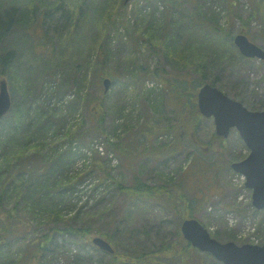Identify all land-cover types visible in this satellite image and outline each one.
Returning <instances> with one entry per match:
<instances>
[{"label":"rangeland","instance_id":"374dc122","mask_svg":"<svg viewBox=\"0 0 264 264\" xmlns=\"http://www.w3.org/2000/svg\"><path fill=\"white\" fill-rule=\"evenodd\" d=\"M10 1L16 2L18 7H24L25 0H0L2 3L0 23L5 22L2 12L4 4ZM38 1L40 5L37 3L36 10L40 6V14L31 12L28 14L29 19L16 17V21L5 23L13 33L11 38L10 35L7 36L9 38L7 42L19 48L21 53L17 51V58L23 62L30 57L28 49L31 50L32 44L35 49L45 50L42 42L43 46L37 47V43L47 33L57 51L56 55L58 56L59 49L63 48L60 53L64 52L69 64L72 63L68 72L75 74L74 79L63 82L65 77L72 78L73 75L67 76L65 69L62 70L60 67L54 68L55 72L45 76L44 79L45 87H51L50 90L48 89L50 93L56 91L52 98L50 97V105L63 108V113L67 116L65 129H71L75 134L72 140L61 136L54 141L62 142V148L70 146L77 152L73 170L83 169L79 172V176H85L74 193L72 200L74 207L66 206L63 215L55 223L59 229L67 224L74 225L75 228H84L81 231L83 235L74 237L67 232L57 235L56 243L51 246L52 251H50L51 258H54L52 264H68V256L77 253L86 259L87 264H113L110 262L111 253L93 244L92 239L97 236L107 240L113 252L131 251L140 244L153 248L161 242L170 243L176 240V226L181 217L186 213L189 214L190 210L183 208L179 211L169 208L164 203V198L159 197V201L154 199L157 196L155 193L151 195L142 193L140 197L131 198L126 188L135 184L136 176L148 185L157 184L165 179H169L171 185L182 182L191 194L195 193L193 196L200 202L193 218L197 219L214 239L220 242L233 241L236 244L264 242V208L256 209L252 206L251 191L244 186V177L230 167L231 162L245 158L249 149L235 128H231L226 138L219 137L222 147L214 148L211 143V140H214L212 135L215 133L212 118L201 115L202 118L198 120L197 125L186 120L187 127H185L186 118L178 121V118H174L175 115L167 112L168 106H164L161 101V99L165 101L169 96L166 82H179L178 78L183 76L184 71L189 72L186 75L189 81L191 78L197 79L199 74L186 59L181 61L179 66L171 62L170 56L164 61L159 46L163 37L159 35L161 33L159 26L163 22L164 12L168 10L166 14H170L183 25L190 19L199 21L195 9L199 6L200 10L211 18L209 22L219 27L218 31L215 30L217 40L207 34L203 42L213 48L222 45L221 50L217 51L218 56L212 57L215 62L210 65H214H208L206 68L208 75H216L221 90L241 101L247 108L261 107L264 105V62L257 58L244 57L234 43L235 49L227 50L223 46L227 43L221 41V37H224L222 31H225L229 37H234L239 32L241 23L234 17V13L246 18L250 13H254L248 27L244 26L245 35L264 48V0H200L197 4H190L188 0L128 2L115 0L116 3L112 7L109 5L108 9H105L107 17L104 19L99 18L92 11V8L103 6L100 0H89L88 6L83 4V0L55 1L56 5L66 1L62 5L64 13L67 14L66 19L61 11L48 10L52 9L53 4L51 5L50 2L53 3V0ZM101 11L104 9L101 8ZM23 28L28 32L32 31V35L22 34ZM17 34H20L19 37L13 40V36ZM191 38L196 43L193 34ZM230 52H234V56H230ZM134 58H137L139 63L148 65L149 69H156L158 65L164 66V75L162 73L160 77H155V74L145 76L141 73L138 77L133 76L131 72L134 68L131 60ZM96 59L106 61L104 68L96 63ZM38 63L43 64L40 57L37 59ZM10 71L12 72L13 68L7 72ZM104 71L116 75L117 78L120 77L118 82L111 83L105 93L107 96L104 128L109 140L113 141L116 137L124 135L131 137L129 150L133 152L132 148L137 146L139 140L135 131L142 130L145 137L150 136L153 128L162 130L163 125L166 124L165 119L169 117L171 125H175L174 129L168 134L159 131L157 137L165 142L173 139L180 142L173 157L165 162L159 155L151 159L143 158L144 160L140 161H124L117 152L108 148L106 134L88 131L92 125L89 114L93 109V99L103 89ZM22 74L27 76L25 70H22ZM2 78L8 83L12 102L28 94V91L22 87L21 81L25 79L19 80L16 77L14 81L19 80V82L10 86L8 75L5 73L0 75V79ZM34 83L33 88L36 84ZM199 88L194 91V99L190 83H187L186 89L182 88L183 92L191 96L192 103H196V108V94ZM71 101H75L76 107L69 109ZM172 101L174 102L175 99ZM162 111L167 114L161 116ZM96 155L103 156L112 177V180L105 181L97 187L99 181L97 173L89 172L90 169L84 167L86 165L90 168ZM202 191L204 193L200 194ZM173 200L177 201L178 205H183L178 199L173 198ZM47 222L42 219L40 225L36 226L31 221L29 232L12 241L10 257L13 260L20 259L27 244L47 230V224H51ZM115 226L120 233V241L117 244L97 233V230L103 231L105 227ZM195 249L202 255L203 264H222L208 252ZM115 264L133 263L119 260Z\"/></svg>","mask_w":264,"mask_h":264},{"label":"trees","instance_id":"16d2710c","mask_svg":"<svg viewBox=\"0 0 264 264\" xmlns=\"http://www.w3.org/2000/svg\"><path fill=\"white\" fill-rule=\"evenodd\" d=\"M55 1L57 0H53V3L50 2L54 7L52 6V9L48 10L61 11L62 16H65L64 18L66 19L67 14L64 13V7H62L66 1L63 3L59 2L57 5ZM88 1L83 0V4L88 6ZM188 1L190 4L200 2V0ZM99 2L103 6L92 8V11L99 18L104 19V17H107L105 9H108L109 5L112 7L116 1L100 0ZM37 3L40 5L38 0H25L23 3L24 7H18L16 2H7L2 9L5 22L2 21L0 23V75L4 73L8 75L10 86H13L16 82L18 83L21 79H25V81H21L22 87L28 91L27 95L25 94L21 97L22 99L12 102L10 111L0 120V264L5 262L10 264H52L54 258H51L50 251H52L51 246L56 243L57 235L67 232L74 237H81L83 235L81 231L84 229L81 227L75 228L74 225L70 224L59 229L55 225L61 215H63V209L66 206L74 207L72 202L74 193L77 191L78 185L84 181L85 176H79V172L83 169H79L80 171L73 170L77 152L72 150L70 146L62 148V142L54 141L61 136L72 140L75 138V134L71 132V129H65L67 116L64 115L63 108L50 105L49 101L56 91L54 90L50 93L51 87H45L46 80L44 79L45 76L55 72L54 68L58 67L62 70L65 69V74L68 76L70 73L68 70L71 68L72 63L69 64L68 59L64 57V52L60 53L63 48H60L59 55H56L57 51L54 49L47 33L37 43V47L44 44L45 50L35 49L34 44H32L31 50L28 49L30 57L23 62H20V59L17 58L19 48L14 45L11 46L7 42L13 33L10 32L12 29L5 23L16 21V17L20 19L28 18V16L30 17L28 14H31V12L40 14V6L36 10ZM101 8L104 11H101ZM195 9L198 15L196 18L199 20L197 22L190 19L183 25L179 24L170 14H166L167 10L164 12L163 22L159 26L161 30L159 35H163L159 42L163 60L167 61L166 57L170 56L171 62L179 66L181 61L186 59L192 63L195 71L199 74L197 79L191 78V81H189L186 77L189 72L183 70V76L178 78L179 82H166L169 96L165 101L161 99L162 104L168 106L167 112L175 115L174 118H178V121L186 118L185 127H187L186 120L197 125L198 120L202 117L197 111L196 103H192L191 96L183 92L182 88L186 89L187 83H190L192 85L193 99L195 96L194 91L206 82L221 89L217 84V76L208 75L206 68L210 63L215 62L213 58L218 56L217 51L221 50L222 45H217L213 48L203 42L207 34L212 39L217 40L215 30L218 31L219 27L209 22L211 18L208 17L206 12H202L199 6H196ZM253 16L254 13H250L247 18L234 13V17L238 18L241 23L239 32L245 33L246 28L244 26L248 27ZM20 19L18 22H20ZM222 32H224V37H221V41L227 43V45H223L224 48L226 47L227 50L235 49L232 41L233 36L229 37L225 31ZM22 34L31 36L32 31L29 30L28 32L26 28H23ZM192 34L196 43L191 38ZM8 35H10L9 38H7ZM19 35L13 36L12 39L16 40ZM232 55L234 56V52H230V56ZM38 57L41 58L43 64L40 65V62L37 64ZM54 57L58 58L54 59ZM106 57H108V53H106ZM96 63L104 68L106 61L96 59ZM131 65L134 68L131 73L133 76L136 75V77L141 73L145 76L155 74V77H160L165 72L164 66L158 65L156 69H149L148 65L139 63L137 58L131 60ZM212 65L214 64L210 66ZM10 68H13V71L7 72ZM22 70L27 72V76L22 74ZM100 70L102 69L100 68ZM69 75H73L72 78L65 77L63 82L76 77L73 73ZM103 75L105 77L107 75L110 76L108 78L113 79V81L111 79L112 83L118 82L120 78L105 71ZM16 77L19 79L18 81H14ZM32 82L36 83H34V88L32 87ZM43 89L46 90L43 91ZM101 90L100 94L93 99V109L89 114L92 125L88 131H98L106 134L104 117L106 115L105 99L107 94H105L106 92L103 89ZM173 99H175L174 102L172 101ZM75 104V101H71L69 109L75 108ZM163 105H161L162 109ZM263 107L264 105H261V107L252 109L259 110ZM164 111H162L161 116L167 114ZM170 119L169 117L165 119L164 122L166 124L163 125L162 130L153 128L150 136L145 137L142 130L135 131V135L139 140L136 144L137 146L132 148L133 152L129 150L131 149L129 145L132 143V139L126 135L116 137L115 140L111 141L106 134L107 146L117 152L124 161H140L143 158L148 159L149 157L151 159V157L159 155L165 162L175 155L180 143L174 139V144L171 140L168 142L161 141L157 137L159 131L168 134L174 129L175 125H171ZM123 134H125V131ZM212 136L214 139L211 140L213 147H222L221 137L215 133ZM84 167L90 169L89 172L95 171L97 173L99 181L96 187L104 184L105 181L112 180L103 156L96 155L91 162L90 168L86 165ZM190 171L187 172V177ZM126 189L129 191L131 198L134 196L135 198L140 197L142 193L150 195L155 193L157 195L154 198L156 201H159L158 198L162 197L165 199L164 203H166L167 207L179 211L183 208L189 209L190 213L183 215L177 224L175 230L176 240L170 243L167 241L161 242L158 246H153V248L142 246L138 242L140 245L135 246L131 251L112 252L113 254L111 253L110 255L111 263L115 264L119 260H124L133 264H203L202 255L188 241L183 239L180 232L182 220L194 217V211L200 203L197 197L193 196L195 193L191 194L187 187L183 186L182 182L171 185L169 179H165L164 181L160 180L157 184L148 185L141 181L138 176L135 177V184ZM201 193H204V191ZM173 198L181 201L183 205H178ZM17 215H21V217H17ZM42 219L47 220V223L51 222V224H47V230L38 234L36 238L27 244L25 252L20 259L13 260L10 257V244H12V241L29 232L31 221L32 224L35 223L36 226H39ZM97 233L112 243L117 244L120 241V233L117 226L105 227L103 231L97 230ZM85 261L86 259L80 257L78 253L69 255L67 259L68 264H87Z\"/></svg>","mask_w":264,"mask_h":264},{"label":"water","instance_id":"95a60500","mask_svg":"<svg viewBox=\"0 0 264 264\" xmlns=\"http://www.w3.org/2000/svg\"><path fill=\"white\" fill-rule=\"evenodd\" d=\"M131 0H124L128 2ZM233 43L247 58L264 61V49L250 41L244 33H237ZM112 81L102 80L106 92ZM197 110L212 118L216 135L226 138L235 128L249 152L245 158L230 163V167L244 177V186L251 191V203L256 209L264 208V108L248 109L243 103L224 93L208 82L197 91ZM12 99L7 82L0 79V120L10 111ZM183 238L200 251L208 252L222 264H264V242L262 244H236L233 241L220 242L210 236L207 229L195 218H185L180 224ZM99 249L113 252V248L102 237L92 239Z\"/></svg>","mask_w":264,"mask_h":264},{"label":"flooded vegetation","instance_id":"af4514ba","mask_svg":"<svg viewBox=\"0 0 264 264\" xmlns=\"http://www.w3.org/2000/svg\"><path fill=\"white\" fill-rule=\"evenodd\" d=\"M46 16H47V13H46Z\"/></svg>","mask_w":264,"mask_h":264}]
</instances>
